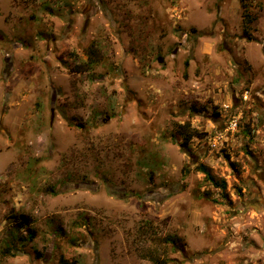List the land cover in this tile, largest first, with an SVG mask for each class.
<instances>
[{
    "label": "rangeland",
    "instance_id": "obj_1",
    "mask_svg": "<svg viewBox=\"0 0 264 264\" xmlns=\"http://www.w3.org/2000/svg\"><path fill=\"white\" fill-rule=\"evenodd\" d=\"M254 3L0 0V264H264Z\"/></svg>",
    "mask_w": 264,
    "mask_h": 264
},
{
    "label": "trees",
    "instance_id": "obj_2",
    "mask_svg": "<svg viewBox=\"0 0 264 264\" xmlns=\"http://www.w3.org/2000/svg\"><path fill=\"white\" fill-rule=\"evenodd\" d=\"M239 3V7L241 9L242 12V18L243 21L245 23V25H249L251 23H253L255 21V16H253V9L255 7V3L254 0H238ZM97 50L93 49V46L91 45L87 52H86V62L84 64H82V66L84 67L82 70H80V72H86L87 70H89L92 65H94L98 58V54H97ZM85 66H87V68H85ZM181 128L183 129V126H181ZM198 137L197 133L192 131L189 135H184L181 134V138L189 143L190 140H192L193 138ZM204 175L205 178L210 181L213 185H215L216 187H221L224 188V186L222 184H218L215 182V180L213 179V177L206 172V170H204V168H202V170H200ZM18 219H20V217H17ZM28 222H25L23 225H27ZM67 262L63 259H60V264H66Z\"/></svg>",
    "mask_w": 264,
    "mask_h": 264
}]
</instances>
